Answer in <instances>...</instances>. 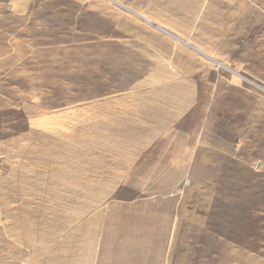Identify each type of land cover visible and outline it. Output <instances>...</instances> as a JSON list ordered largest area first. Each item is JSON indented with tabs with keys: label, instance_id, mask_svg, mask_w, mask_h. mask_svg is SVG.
Here are the masks:
<instances>
[{
	"label": "rangeland",
	"instance_id": "rangeland-1",
	"mask_svg": "<svg viewBox=\"0 0 264 264\" xmlns=\"http://www.w3.org/2000/svg\"><path fill=\"white\" fill-rule=\"evenodd\" d=\"M0 264H264V0H0Z\"/></svg>",
	"mask_w": 264,
	"mask_h": 264
}]
</instances>
